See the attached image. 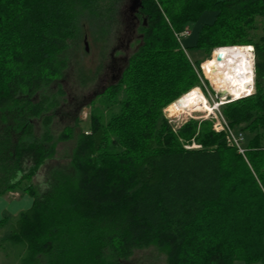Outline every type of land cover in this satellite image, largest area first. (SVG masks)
<instances>
[{
    "label": "trees",
    "instance_id": "obj_1",
    "mask_svg": "<svg viewBox=\"0 0 264 264\" xmlns=\"http://www.w3.org/2000/svg\"><path fill=\"white\" fill-rule=\"evenodd\" d=\"M103 1L0 0V197L33 199L3 243L23 248L21 264H126L151 247L167 264L264 263V0H141L139 47L93 103L89 127L78 120L61 133V142L76 137L71 166L48 176L59 101L39 94L61 80V54L84 20L103 15ZM203 17L183 48L176 34ZM234 46L254 53L253 93L221 107L245 134L244 155L211 122L175 130L164 114L208 84L201 64L216 49Z\"/></svg>",
    "mask_w": 264,
    "mask_h": 264
},
{
    "label": "rangeland",
    "instance_id": "obj_2",
    "mask_svg": "<svg viewBox=\"0 0 264 264\" xmlns=\"http://www.w3.org/2000/svg\"><path fill=\"white\" fill-rule=\"evenodd\" d=\"M129 1L130 0H104L102 5L103 15L101 17H89L84 20L83 30L81 31L82 34L78 39L70 41V47L61 54V57L68 62V68L63 77L58 83L49 88H45L39 94V97L46 96L49 97L50 100L56 99L59 101V106L49 113L50 115L53 114L54 118L49 132L52 136V144L55 146V156L48 164V166L50 165L48 171L49 177L54 169L66 170L71 166L72 156L76 146V137L71 141L61 142L59 140L61 133L66 127H75L78 120L80 121L79 124L81 129L86 130L89 127L88 123L93 103H97L96 106L99 105L98 102L102 96L101 94H104L110 87L108 81H110L111 76L117 73L116 70H118L119 67L123 66V59L129 58L139 47L135 46L139 45L140 40H138V36L133 46H131V48L135 47L129 52H127L125 46L130 36L126 30V16L125 14L123 15V11L126 10ZM113 9L116 13L112 16L113 13H111V10ZM208 18L209 17H203L199 23L187 26L184 29V31L188 30L190 32V35L184 39L186 45H194L191 43L196 38V30L200 26L201 21L202 23L207 22ZM176 38L178 39V34H176ZM85 42H87L88 50L86 49ZM212 54L213 51L211 56ZM190 55L193 60L196 59L199 62L204 60V58L197 53L191 52ZM112 57L120 59L117 61L116 65L112 63ZM213 59L214 55L212 60ZM127 64H124L123 68H125ZM202 64L201 70L205 79H207ZM207 81L208 84L206 87L203 86L201 89L208 100V105L212 107L210 111L183 113L185 111L182 108L181 99H179L181 107L179 105V100H176L164 109V114L165 112L167 114L166 118L175 130H179L184 124L191 120L198 122L209 121L212 123L214 131L224 134V132H220L221 127L215 119L217 115H221L225 118L221 111L222 105L218 111H213L215 108H213L212 99H215L216 91L212 88L208 79ZM210 88H212L214 93H212ZM228 99L231 100V98ZM105 115L107 116L108 112L105 111ZM34 124L37 135L41 137L45 132L42 120H36ZM2 127L3 124L0 120V129ZM76 130V132H79L78 127ZM234 131L243 133L238 130ZM243 135L245 136L244 133ZM187 148H199V146L194 144L192 147ZM44 178L45 176L39 175L32 181V184L37 186L41 180L44 181ZM1 184L2 181L0 180V186ZM32 201V197L23 192L10 191L5 196L0 197V219H8L6 221L7 224L5 225L4 223L0 228V264H21L20 257L23 255V248L17 245L4 244L2 239L9 231L11 222L14 221L21 212L27 210L31 206ZM126 264H167V260L165 254L155 247H151L135 251L133 257ZM234 264L264 263H247L238 260Z\"/></svg>",
    "mask_w": 264,
    "mask_h": 264
},
{
    "label": "bare ground",
    "instance_id": "obj_3",
    "mask_svg": "<svg viewBox=\"0 0 264 264\" xmlns=\"http://www.w3.org/2000/svg\"><path fill=\"white\" fill-rule=\"evenodd\" d=\"M219 54L222 55L221 61L217 59ZM213 55L214 59L205 63L202 67L212 88L216 92L224 91V97L221 100H225V97L227 100H229L228 98L237 100L253 93L255 74L252 47L234 46L218 48L214 51ZM181 103L185 112H206L212 109L208 105V100L200 88H194L185 94L181 98Z\"/></svg>",
    "mask_w": 264,
    "mask_h": 264
},
{
    "label": "flooded vegetation",
    "instance_id": "obj_4",
    "mask_svg": "<svg viewBox=\"0 0 264 264\" xmlns=\"http://www.w3.org/2000/svg\"><path fill=\"white\" fill-rule=\"evenodd\" d=\"M135 5V0H130L129 4L126 8V10L123 11V15L125 14L126 19H125V23H126V30L129 33V40L127 41L126 46V50L127 52H129L132 48H134L135 46H139V45H135L134 47L131 48V46H133L136 37L138 36V40L141 41L142 39V34L139 32V27H140V19H139V11H133L132 7H134ZM139 41V43H140ZM120 60L118 58H114L112 57V63H117V61ZM124 64L128 63V58L123 59ZM123 66L119 67L118 70H116V74H113L110 78V81H108L109 86L115 85L121 78L122 73L124 71L125 68Z\"/></svg>",
    "mask_w": 264,
    "mask_h": 264
},
{
    "label": "built area",
    "instance_id": "obj_5",
    "mask_svg": "<svg viewBox=\"0 0 264 264\" xmlns=\"http://www.w3.org/2000/svg\"><path fill=\"white\" fill-rule=\"evenodd\" d=\"M189 35H190V32L188 30L183 31L182 33L178 34L179 42L182 44V40H184ZM182 46H183V44H182ZM183 48H184V46H183ZM252 90H253V88H252ZM224 99L225 100H221V99H217L216 97H215V99H212L213 108H216V110L214 109L215 111L219 110L221 104L224 105V104L229 102V100H227L226 97ZM217 102H219V103H217ZM215 119L217 120V122L219 123V125L221 127L220 132H224L228 145H230L232 147H236L238 149L239 153L244 155L246 152V149L244 146L245 136L243 135V133H237L233 129H231V127L229 126V124L227 123L225 118H223V116L217 115V116H215Z\"/></svg>",
    "mask_w": 264,
    "mask_h": 264
},
{
    "label": "water",
    "instance_id": "obj_6",
    "mask_svg": "<svg viewBox=\"0 0 264 264\" xmlns=\"http://www.w3.org/2000/svg\"><path fill=\"white\" fill-rule=\"evenodd\" d=\"M141 6H142L141 0H135V5H134V7H132V10L133 11H138ZM85 45H86V49L88 50L87 42H85ZM217 59H218V61H221L222 60V55L219 54ZM215 94H216L215 96H216L217 99H221V98L224 97V91H219V92H216ZM165 115L167 116L166 112H165Z\"/></svg>",
    "mask_w": 264,
    "mask_h": 264
},
{
    "label": "crops",
    "instance_id": "obj_7",
    "mask_svg": "<svg viewBox=\"0 0 264 264\" xmlns=\"http://www.w3.org/2000/svg\"><path fill=\"white\" fill-rule=\"evenodd\" d=\"M209 21H210V18H208L207 22H209ZM195 39H196V38H195ZM195 39L192 41V43H191V44H193V43H194ZM32 204H33V201H32ZM32 204H31V206H32ZM31 206H30V207H31ZM30 207H29V208H30ZM29 208H28V209H29ZM1 221H2V219H0V223H1Z\"/></svg>",
    "mask_w": 264,
    "mask_h": 264
}]
</instances>
